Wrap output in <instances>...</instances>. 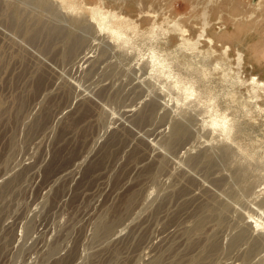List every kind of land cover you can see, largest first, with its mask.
I'll list each match as a JSON object with an SVG mask.
<instances>
[{
  "label": "rangeland",
  "instance_id": "374dc122",
  "mask_svg": "<svg viewBox=\"0 0 264 264\" xmlns=\"http://www.w3.org/2000/svg\"><path fill=\"white\" fill-rule=\"evenodd\" d=\"M0 264H264V0H0Z\"/></svg>",
  "mask_w": 264,
  "mask_h": 264
},
{
  "label": "bare ground",
  "instance_id": "6f19581e",
  "mask_svg": "<svg viewBox=\"0 0 264 264\" xmlns=\"http://www.w3.org/2000/svg\"><path fill=\"white\" fill-rule=\"evenodd\" d=\"M260 2H262V1H260ZM94 17H96L95 15H94ZM78 21H80V20H78ZM98 24L101 26V27H104V25H105V23H104V21L102 20V19H98ZM107 27H108V25H106ZM109 28L112 30V32L114 33V35H115V37L116 38H119V37H121V35H122V31H121V29L119 28V27H115V26H109ZM234 37V36H233ZM210 41H213L212 39H210ZM224 41V40H223ZM227 42V41H226ZM228 43V42H227ZM224 44H226V43H224ZM230 44V43H229ZM229 44H226V47L225 48H230V45ZM90 58V57H89ZM83 59L84 60H87L88 59V55H87V53L83 56ZM82 59V60H83ZM83 60V61H84ZM89 60V59H88ZM82 61V62H83ZM130 108V107H129ZM122 113V112H121ZM132 113V109H127V110H125V114H131ZM127 116V115H126ZM129 117V116H128ZM218 124V122L217 121H213V125H217ZM111 127V126H110ZM186 130V129H185ZM225 131H228L229 129L228 128H225L224 129ZM258 226V225H257ZM118 236H119V234H118Z\"/></svg>",
  "mask_w": 264,
  "mask_h": 264
}]
</instances>
